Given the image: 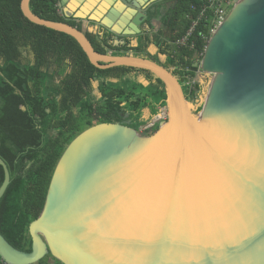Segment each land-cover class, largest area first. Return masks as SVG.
<instances>
[{"label":"water","instance_id":"obj_1","mask_svg":"<svg viewBox=\"0 0 264 264\" xmlns=\"http://www.w3.org/2000/svg\"><path fill=\"white\" fill-rule=\"evenodd\" d=\"M167 1L61 0L60 6L66 17L125 39L149 33L150 16ZM29 2L21 1L24 17L72 37L94 67L156 76L168 119L151 135L119 123L79 133L28 226L31 251L0 234L1 261L37 264L50 254L61 264H264V0H233L210 38L200 61V77L210 81L198 114L164 67L99 54L83 32L33 15ZM0 166L1 199L10 176L1 159Z\"/></svg>","mask_w":264,"mask_h":264},{"label":"trees","instance_id":"obj_2","mask_svg":"<svg viewBox=\"0 0 264 264\" xmlns=\"http://www.w3.org/2000/svg\"><path fill=\"white\" fill-rule=\"evenodd\" d=\"M21 1L0 0V159L10 176L0 199V234L17 250L30 252L28 226L44 207L54 169L72 141L71 134L96 121L138 131L144 124L143 112L149 113L147 121L154 117L166 94L162 82L150 72L94 67L72 37L28 21ZM60 2L30 0L29 10L43 20L76 27L99 54L133 55L164 67L196 105L195 114L200 112L210 79H195L193 65L204 50V24L209 18L195 30L190 40L193 48H179L175 42L206 0H176L160 23L155 22L156 14L150 16L149 33L137 39L89 33L65 14L58 15ZM194 79L189 93L186 84ZM3 179L0 166V186ZM37 264L61 263L48 254Z\"/></svg>","mask_w":264,"mask_h":264},{"label":"built area","instance_id":"obj_3","mask_svg":"<svg viewBox=\"0 0 264 264\" xmlns=\"http://www.w3.org/2000/svg\"><path fill=\"white\" fill-rule=\"evenodd\" d=\"M233 0H206V2L201 6V8L197 11L195 16L191 19L190 26L186 30L185 34L175 42V45L179 48L182 47H191L193 48V43H190V40L204 18H209L206 24H204V29L206 30V34L202 37L205 42L204 50L200 54V60L198 63L197 69L195 73V79L200 77L201 75V67L200 61L203 57L205 48L212 37V35L216 32V30L222 25L225 21L227 15L231 11L234 6ZM192 12L196 11L195 7H191ZM64 14L61 6L59 5L58 15ZM195 79L189 81L186 85L188 87L189 93L193 90V85L195 83ZM168 119V109L164 103L160 104L156 108L155 116L150 118L144 125H142L138 133L142 135H151L156 129H158L163 123H165ZM143 127V128H142ZM0 264H6L3 261H0Z\"/></svg>","mask_w":264,"mask_h":264},{"label":"flooded vegetation","instance_id":"obj_4","mask_svg":"<svg viewBox=\"0 0 264 264\" xmlns=\"http://www.w3.org/2000/svg\"><path fill=\"white\" fill-rule=\"evenodd\" d=\"M175 1H176V0H168L167 2L160 3V4L158 5V12H157V14H156L155 20L159 19L160 21H162V19L166 16L168 10L174 5ZM96 124H99V123L96 121V122L94 123V125H96ZM119 124H120V123H119ZM123 125H125V124H123ZM126 126H127V125H126ZM82 128H83V129H82V131H83V130L89 128V127L83 126ZM82 131H81V132H82ZM81 132H79V133H81ZM79 133L74 134V135L71 134V137L73 136L72 140H73V139H74Z\"/></svg>","mask_w":264,"mask_h":264},{"label":"crops","instance_id":"obj_5","mask_svg":"<svg viewBox=\"0 0 264 264\" xmlns=\"http://www.w3.org/2000/svg\"><path fill=\"white\" fill-rule=\"evenodd\" d=\"M70 19H71L72 21H75L78 25H81L82 28H83L84 30L88 31L89 33H97V31L95 30L93 24H90V23H88V22H84V21H78V20H75V19H73V18H70ZM155 22H156V23H160L161 21H160L159 19H157V20H155ZM143 28H144V26H143ZM137 38H138V37H137ZM137 38H136V39H137ZM150 52H151L152 54H154V53H155V50H154L153 48H150ZM148 116H149V113H148V111L145 110V111L143 112V116H142V119L144 120V124L146 123ZM144 124H143V125H144Z\"/></svg>","mask_w":264,"mask_h":264},{"label":"rangeland","instance_id":"obj_6","mask_svg":"<svg viewBox=\"0 0 264 264\" xmlns=\"http://www.w3.org/2000/svg\"><path fill=\"white\" fill-rule=\"evenodd\" d=\"M143 128V127H142ZM52 261V260H51Z\"/></svg>","mask_w":264,"mask_h":264}]
</instances>
